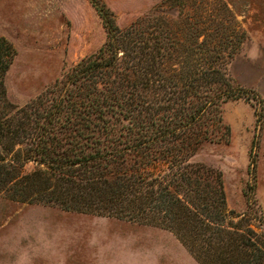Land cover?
Segmentation results:
<instances>
[{
    "label": "trees",
    "instance_id": "1",
    "mask_svg": "<svg viewBox=\"0 0 264 264\" xmlns=\"http://www.w3.org/2000/svg\"><path fill=\"white\" fill-rule=\"evenodd\" d=\"M89 1L104 43L22 106L6 95L15 50L0 36V197L164 228L199 264H264L221 171L190 161L230 139L223 104L260 101L229 73L246 32L227 3L162 0L120 28Z\"/></svg>",
    "mask_w": 264,
    "mask_h": 264
},
{
    "label": "rangeland",
    "instance_id": "2",
    "mask_svg": "<svg viewBox=\"0 0 264 264\" xmlns=\"http://www.w3.org/2000/svg\"><path fill=\"white\" fill-rule=\"evenodd\" d=\"M124 28L162 0H100ZM246 32L229 73L254 99L223 104L228 141L204 143L190 158L222 173L229 211L264 237V0H224ZM174 10V8H171ZM0 36L15 56L4 76L22 106L106 39L89 0H0ZM255 108L262 120L256 122ZM255 165L251 168V158ZM34 164L28 163L26 170ZM0 264H199L169 231L108 216L0 197Z\"/></svg>",
    "mask_w": 264,
    "mask_h": 264
}]
</instances>
